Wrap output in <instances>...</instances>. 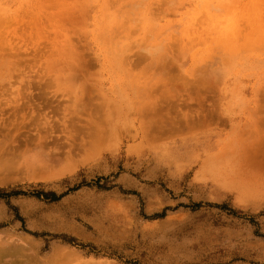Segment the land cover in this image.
<instances>
[{
  "label": "rangeland",
  "instance_id": "rangeland-1",
  "mask_svg": "<svg viewBox=\"0 0 264 264\" xmlns=\"http://www.w3.org/2000/svg\"><path fill=\"white\" fill-rule=\"evenodd\" d=\"M2 190L0 264H264V0H0Z\"/></svg>",
  "mask_w": 264,
  "mask_h": 264
},
{
  "label": "trees",
  "instance_id": "trees-1",
  "mask_svg": "<svg viewBox=\"0 0 264 264\" xmlns=\"http://www.w3.org/2000/svg\"><path fill=\"white\" fill-rule=\"evenodd\" d=\"M11 193H13V194H15L16 192H11ZM10 194V193H9ZM55 193H53V192H51V191H43V190H41V191H38V192H36V195L37 196H43V197H45V198H50L51 200H55V199H57L56 197H55V195H54ZM8 194L5 192V191H0V198H2V197H6Z\"/></svg>",
  "mask_w": 264,
  "mask_h": 264
}]
</instances>
